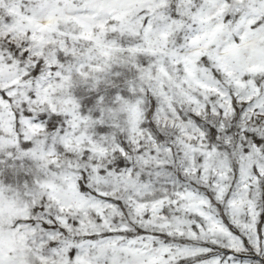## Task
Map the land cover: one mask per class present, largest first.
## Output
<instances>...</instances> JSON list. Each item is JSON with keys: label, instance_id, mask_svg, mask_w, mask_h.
Returning a JSON list of instances; mask_svg holds the SVG:
<instances>
[{"label": "snow or ice", "instance_id": "6c2138e0", "mask_svg": "<svg viewBox=\"0 0 264 264\" xmlns=\"http://www.w3.org/2000/svg\"><path fill=\"white\" fill-rule=\"evenodd\" d=\"M0 264H264V0H0Z\"/></svg>", "mask_w": 264, "mask_h": 264}]
</instances>
